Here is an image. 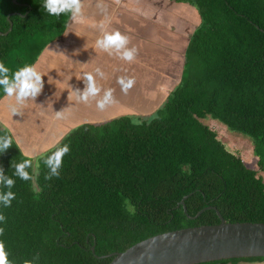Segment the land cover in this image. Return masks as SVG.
<instances>
[{
  "label": "trees",
  "instance_id": "1",
  "mask_svg": "<svg viewBox=\"0 0 264 264\" xmlns=\"http://www.w3.org/2000/svg\"><path fill=\"white\" fill-rule=\"evenodd\" d=\"M174 1L192 7L200 25L181 81L157 117L76 127L45 155L70 149L59 177L45 180L43 160L37 191L13 174V158L27 159L16 143L0 154L3 174L15 180V199L0 203V241L11 264H109L112 254L155 235L218 225L217 212L226 223L264 224V0ZM43 2L0 0V33L12 24L0 36V62L10 76L32 66L69 23L71 13L50 15ZM207 118L247 142L256 168L226 148L202 122ZM5 134L11 136L0 124ZM250 261L264 258L203 264Z\"/></svg>",
  "mask_w": 264,
  "mask_h": 264
},
{
  "label": "crops",
  "instance_id": "2",
  "mask_svg": "<svg viewBox=\"0 0 264 264\" xmlns=\"http://www.w3.org/2000/svg\"><path fill=\"white\" fill-rule=\"evenodd\" d=\"M158 1L81 0L82 15L76 19L71 16L62 36L48 44L32 65L43 80V88L35 100L29 98L23 106L17 105L21 115H12L9 106L16 104L15 97L5 94L0 99V124L8 129L21 154L39 157L54 148L72 125L100 124L119 116L147 117L160 106L181 78L188 43L185 44L184 35L180 36L182 40L171 38V13L175 15L171 12V0L161 4ZM98 3L105 6V11L97 7ZM175 4L179 6L175 10L177 16L181 15L184 22L187 8L197 14L187 4ZM101 23L107 31H119L129 38L127 47L137 50L133 62L96 47ZM171 57L177 67L176 78L168 72ZM97 68L105 78L96 74ZM85 73L92 74L101 88L98 96L90 98L87 104L78 102L74 94L77 89L84 90L86 84L81 78ZM120 77L135 81L127 93L118 83ZM109 88L113 89L115 102L99 110L96 101Z\"/></svg>",
  "mask_w": 264,
  "mask_h": 264
},
{
  "label": "clouds",
  "instance_id": "3",
  "mask_svg": "<svg viewBox=\"0 0 264 264\" xmlns=\"http://www.w3.org/2000/svg\"><path fill=\"white\" fill-rule=\"evenodd\" d=\"M119 3V0H116ZM42 7L50 15L59 16L61 13H71L73 19L82 15L83 4L81 0H44ZM101 11H105V6L101 3L97 4ZM101 36L96 40V47L109 55L115 54L120 59L133 62L136 58V48H128L129 38L122 35L119 31L109 32L105 25H99ZM10 70L0 62V88L3 89L7 97H15L16 104L10 105L12 115H21L20 109L17 107L23 106L29 98L35 100L36 96L43 88L42 75L36 71L34 66L25 65L14 73L9 74ZM96 74L101 78H105V74L97 68ZM85 81V88L81 92L77 89L74 94L78 102L87 104L90 98H95L101 92V88L97 85L94 76L90 73H85L81 78ZM118 83L121 85L122 91H127L134 85L135 81L132 78L120 77ZM113 89L104 90L102 98L96 101V106L99 110H104L106 106L114 103ZM61 116V111L57 112V117ZM13 144L10 135L0 136V154L6 152ZM70 151L67 144L56 147V150L47 155L44 159V165L49 169L45 175V180H51L53 177H59L60 169L63 163V157ZM11 161L10 167L14 169V175L21 180L31 181L32 190L37 191L36 180L39 176V165L33 173L30 174L28 169L33 168V161L31 158L22 159L20 162ZM15 184V180L10 176L3 174V169L0 168V185L9 189L6 193H0V203L5 207L11 205V201L15 199V194L10 190ZM5 217L0 215V221H4ZM4 233V229L0 228V235ZM0 264H11L8 259V253L5 251V244L0 241ZM23 264H31L30 261L24 260Z\"/></svg>",
  "mask_w": 264,
  "mask_h": 264
},
{
  "label": "water",
  "instance_id": "4",
  "mask_svg": "<svg viewBox=\"0 0 264 264\" xmlns=\"http://www.w3.org/2000/svg\"><path fill=\"white\" fill-rule=\"evenodd\" d=\"M9 25L8 31L0 33V36H6L12 30L10 21ZM179 205L183 206L186 214L183 201ZM217 216L220 219L218 225L190 227L155 235L123 252L112 254L113 259L109 264H203L264 258V224L226 223L218 212ZM91 251L94 252V247Z\"/></svg>",
  "mask_w": 264,
  "mask_h": 264
},
{
  "label": "rangeland",
  "instance_id": "5",
  "mask_svg": "<svg viewBox=\"0 0 264 264\" xmlns=\"http://www.w3.org/2000/svg\"><path fill=\"white\" fill-rule=\"evenodd\" d=\"M166 1L167 0H159L158 4H161L162 2L165 3ZM145 2L149 3V0H145ZM171 4H173V5H171V10H172L171 12H175V15H173L171 13L172 16H171V19H170V21H171L170 22V24H171V33H170L171 38L173 37L175 40H182V38L185 37V39H186L185 44H186V43H188L187 39L189 40L190 34L193 32V30L195 28H198L199 25H200L199 16L197 14H195V13H192L191 11H189L190 9L187 8V11H184L185 12V19H186V21L184 22L182 20V16L180 15V17H178L177 14H176V11L178 10L179 6L176 7L177 4H175V2L173 3L172 0H171ZM142 6H143V4H142ZM149 6L150 5L145 6V7H149ZM178 18H179V20H178ZM180 36H183V37H180ZM176 71H177L176 63H174L172 61V57H171L170 58V62H169L168 72L171 73L170 75L172 76V78H174V77L176 78V74H175ZM164 72H167L166 64L164 65ZM180 74H181V71H180ZM180 81H181V79L178 78V82L176 83L175 87L179 84ZM170 93L171 92H169V94L167 96H165L164 101L161 102L160 106H158L153 112H151L150 116L145 117L143 115L141 118L138 116L136 119H135V116H134L132 118L133 122H134V120H140L139 122H142L143 120L144 121H148V120H151V119L157 117L159 115L160 111L163 109V107L166 104V102L168 101V99L170 98ZM43 97H45V96H43ZM202 122L205 125L210 126V128L212 130L217 132L220 140L223 141V143L225 144L226 148L229 151L235 152V153L238 152L241 155L242 160L244 161V163L247 166L252 167V168H256V161L253 159L251 148L248 146L247 142H245L243 140H240V139H236V138L230 136L226 129L220 127L216 123L213 124V122L208 120V118L203 120ZM82 124L83 123L72 125V126H70V128L66 129L67 133L64 136H62V137H60L58 139V141L55 143L56 146L60 144L62 139L70 131H72L73 129H75L76 127H78V126H80ZM47 152L42 154V155H40L39 157L31 158L32 161H33L32 173L36 169L37 165L40 166L42 164V162L44 160V157L47 154ZM26 158H28V157H26ZM228 264H264V261L235 262V263H228Z\"/></svg>",
  "mask_w": 264,
  "mask_h": 264
}]
</instances>
